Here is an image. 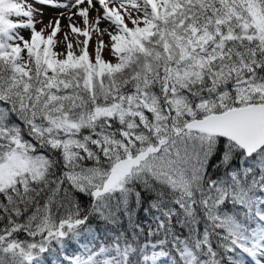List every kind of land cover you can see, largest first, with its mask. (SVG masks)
<instances>
[{"label": "snow or ice", "instance_id": "6c2138e0", "mask_svg": "<svg viewBox=\"0 0 264 264\" xmlns=\"http://www.w3.org/2000/svg\"><path fill=\"white\" fill-rule=\"evenodd\" d=\"M0 264H264V0H0Z\"/></svg>", "mask_w": 264, "mask_h": 264}, {"label": "rangeland", "instance_id": "374dc122", "mask_svg": "<svg viewBox=\"0 0 264 264\" xmlns=\"http://www.w3.org/2000/svg\"><path fill=\"white\" fill-rule=\"evenodd\" d=\"M61 11L60 9H53V8H49V7H46L44 9V24H47L49 19H55L56 18V13ZM62 24H66L67 22L62 20L61 21ZM82 26V25H81ZM106 25L105 24H101V27H105ZM37 27H43V25H37ZM23 34L27 37L28 35V32L27 31H24ZM105 39V43L108 42V37H104ZM94 47V44H90V51L91 49ZM103 56H104V59L106 60H112L113 62H115V59L114 57H112L111 53L109 50L105 49L104 53H103Z\"/></svg>", "mask_w": 264, "mask_h": 264}]
</instances>
